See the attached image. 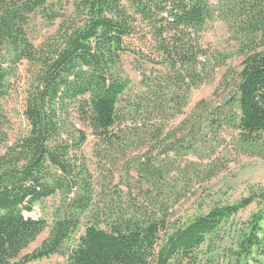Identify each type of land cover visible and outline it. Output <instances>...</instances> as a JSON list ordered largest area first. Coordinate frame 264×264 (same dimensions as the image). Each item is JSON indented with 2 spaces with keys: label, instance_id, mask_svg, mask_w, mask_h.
<instances>
[{
  "label": "trees",
  "instance_id": "trees-1",
  "mask_svg": "<svg viewBox=\"0 0 264 264\" xmlns=\"http://www.w3.org/2000/svg\"><path fill=\"white\" fill-rule=\"evenodd\" d=\"M62 1L0 0V99L20 95L27 123L7 144L9 119L0 115V264L53 255L65 261L51 264H264V206L234 222L256 194L172 219L179 192L214 170L185 157L202 160L213 146L210 136L217 141L228 126L240 149L264 150V0H74L71 16ZM216 18L237 42L241 70L222 104L201 114L199 104L182 123L187 135L180 141L166 133L168 123L233 56L212 54L200 42ZM40 19L48 26L61 21L36 45ZM126 55L151 66L137 89L123 68ZM86 129L102 161L129 145L146 150L128 156L119 177L127 186L140 183L142 193L108 194L98 184L84 151ZM159 148L168 159L155 155ZM171 152L184 160L174 161ZM49 197L60 199L50 225L27 216ZM48 228L40 245L24 253Z\"/></svg>",
  "mask_w": 264,
  "mask_h": 264
},
{
  "label": "rangeland",
  "instance_id": "rangeland-1",
  "mask_svg": "<svg viewBox=\"0 0 264 264\" xmlns=\"http://www.w3.org/2000/svg\"><path fill=\"white\" fill-rule=\"evenodd\" d=\"M73 2L74 0H63L61 3L68 16L74 14ZM212 2L217 3V0H212ZM60 21L61 19H58L54 25L48 26V23L43 22L41 19L37 20L34 28L35 33L32 36L35 44L39 45L46 38L53 35ZM200 42L212 54L231 53L233 56L227 60L226 65L216 69L212 78L207 83L201 84L189 93L183 114L177 115L168 123L166 133L171 132L172 136L177 135L176 137L180 141L187 135L186 125H182V123L192 116L199 104L203 105L198 110L200 114L205 112V108L207 107L213 108L216 105L222 104L232 91L231 80L233 79V75L235 76L241 70L243 58L236 55L237 42L233 39L223 20L220 18L211 20L202 32ZM123 63L124 71L132 81L131 88L137 89L141 81V71L149 69L151 66L141 67L136 65L133 61V56L130 55L123 57ZM25 68L26 63L20 66V75H24ZM228 70L231 71L232 75L228 78V82L224 83V75ZM22 106V99L17 94L10 98L0 99V115L6 116L9 119L5 123V129L9 135L7 144H12L16 137L27 129V123L22 115ZM190 123L192 124V122ZM203 125L207 127V124L204 123ZM86 131L88 133V140L84 151L94 177L99 179L98 184L103 183L108 194L115 193L116 191L124 193L129 190H133L134 193H142V190L138 188L140 183L132 180V185L129 184L127 186L125 183L119 182V177L122 175L123 164L125 160L127 161V157H132L133 155L141 156L146 150H138L136 146L129 145L123 154L116 155L113 159L108 158L102 161L96 156L95 137L91 134L90 129H86ZM206 131L207 128H204L203 132ZM219 134L220 138L215 142H213L210 136L211 142L209 143H213V146L211 147V144H208V151L205 152L202 160L197 155L191 154L185 156L187 159L197 162L203 170H205L204 166L206 164L212 163L214 170L208 173L201 172L199 176L191 179L190 184L185 190L183 189L182 192H179L177 196L178 202H176L172 209L173 220L178 221L180 219L181 221H186L198 214L208 212L214 206L233 204L251 194H256L258 196L256 197L257 200L235 217V223L247 220L251 214L264 206V204L261 205L264 196V150L244 151L240 149L237 141V132L228 126L221 128ZM4 148L5 144H1L0 154L4 152ZM159 150L155 155L162 154V159H168L163 154V148H159ZM170 155L171 158L174 157V161L179 163L184 160L183 157H176L173 152ZM109 159L110 162H108ZM114 177L115 179L113 180ZM59 201V197L44 199L36 203L34 210L31 213H27V216L33 218L42 217L50 225L53 220L54 208L59 204ZM48 231L49 228L24 253L30 252L39 246L47 237ZM64 261L63 257L53 255L29 264L63 263ZM203 264L207 263L204 261ZM220 264L230 263L226 262V260H221Z\"/></svg>",
  "mask_w": 264,
  "mask_h": 264
}]
</instances>
